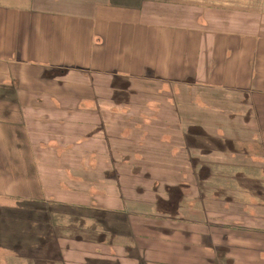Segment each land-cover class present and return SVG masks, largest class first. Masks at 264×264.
I'll list each match as a JSON object with an SVG mask.
<instances>
[{
	"label": "crops",
	"instance_id": "1",
	"mask_svg": "<svg viewBox=\"0 0 264 264\" xmlns=\"http://www.w3.org/2000/svg\"><path fill=\"white\" fill-rule=\"evenodd\" d=\"M108 77L248 93L245 96L254 104V119L264 139V114L258 113L260 108L264 112V0H136L126 6L98 0H10L9 4L0 0L1 87L9 92L27 90L45 105L57 103L59 113L63 108L71 110L32 118L33 114H19L16 120L0 114V184L16 181V173L23 175L24 168L28 180L21 188L32 191V197L41 190L49 193L47 201L39 204L56 206L49 202L52 197L57 209L72 208L74 199L82 195L47 190L48 182L41 180L44 175L38 168L52 139L63 149V144L79 145L76 140L83 130L96 129L88 118L97 114L74 112L83 97L100 103L103 94L97 90ZM42 78L48 84L39 82ZM23 79L31 80L25 83L27 89L16 86ZM45 97L50 99L39 100ZM3 121H17L16 128L28 129L32 140L24 138L19 148V133L3 134ZM62 135L70 141L60 143ZM241 158L247 162L245 167L254 168L249 158ZM13 192L12 187L4 190L6 197ZM115 206L94 202L82 207L89 209L90 218L99 210L121 216H117L123 220L121 227L105 230L103 238L98 237L97 227L72 231L65 222L66 228L59 226L56 262L264 264V214L251 218L247 226L236 221L225 224L220 208L210 223L206 218V222L176 224V218L167 217L171 221L157 224L135 219L146 214L142 208L129 211L122 204ZM239 214L235 218L241 219ZM52 258L44 259L50 264Z\"/></svg>",
	"mask_w": 264,
	"mask_h": 264
},
{
	"label": "rangeland",
	"instance_id": "2",
	"mask_svg": "<svg viewBox=\"0 0 264 264\" xmlns=\"http://www.w3.org/2000/svg\"><path fill=\"white\" fill-rule=\"evenodd\" d=\"M3 1L7 4L10 2ZM98 2L126 6L135 3L136 0ZM55 74L60 76L57 72ZM27 80L31 81L18 80L16 86L27 89L25 85ZM47 80L42 78L39 82L48 84ZM102 84L104 86H99L97 90L99 95L103 94L100 103L95 104L91 99L83 97L84 100L78 104L74 112L97 114L91 119L94 125L101 116L106 118L104 126L97 125V134H93L94 139L84 141L83 144L89 143L98 148L100 140L96 139L101 135L106 141L114 138L109 134L111 128L107 127V123L115 120L120 124L123 122V127L119 130L122 134L119 137L124 135L128 140L122 142V139L116 136L119 142L113 143L115 150H111V155L117 160L118 165L113 168V175L108 174L112 167L101 165L102 160L108 157L96 158L98 167L94 166V169H98L99 173L104 171L105 175L92 176L91 182H97L98 187L96 189L92 184V188H89L92 195L96 190L97 198L92 199V202H96L98 206L117 207L116 198L107 199L114 197L110 194V187L118 189L125 196L134 187L140 189L136 196L140 199L131 200L129 211H132V208L141 210V206L144 207L143 211L146 214L141 215L143 218L139 216L142 220L135 218L141 223L161 224L171 221L169 217L176 218V224H194L201 220L206 222V218L210 219V223L215 219L212 216H217L215 213L220 208L223 213V218L220 219H224L225 224L231 225L236 221L247 226L251 218L254 220L264 214V139L257 128L254 104L250 103L248 93H245L247 94L245 96L243 92L230 88L195 87L170 82L162 84L157 80L142 82L124 77L112 79L108 77ZM0 89V114L10 116L14 120L19 114H33L32 118L34 114L71 112L63 108L59 113L57 111L59 104L45 105L41 101L37 102L34 96L27 94L29 93L27 90L9 92L6 86ZM45 99L50 98L39 100ZM13 101L17 104H13ZM258 113L264 114L261 108ZM17 121L13 124L3 121L1 130L3 134L16 130L17 134L19 133L16 140L19 141L17 142L20 148L24 143L23 139L31 141L32 135L31 132L28 134L26 128H16ZM129 139L140 140V145H135ZM226 139L233 142L225 141ZM127 142L131 147L138 146L139 149L138 155L132 156L139 161L131 160L127 163L128 166L121 156L122 151H127L125 146ZM48 144L46 156L60 163L65 152L53 142V139ZM147 152L151 155L149 159ZM21 153L18 150V155ZM102 153L108 155L110 151ZM240 156L245 160L249 158L254 168L245 167L247 162ZM65 157L72 160L73 153H66ZM182 157L184 160L179 159ZM161 159L186 162L187 167L178 168L175 174L185 173L184 180L172 183L171 178L166 177L168 173L160 171ZM43 160L44 164L48 163L46 159ZM21 172L23 175L16 173V181L0 184L3 189L0 191V264H49L48 259H44L48 255L50 258L53 257L50 264H58L54 246L58 240L59 226L71 227L72 231L79 227L81 229L97 227L99 238L104 237L102 234L105 230L121 227L123 220L119 219L121 217L119 215L99 210L94 211L90 218L87 215L89 209L79 205L76 207H80L81 210H73L75 205L72 208L66 206L57 209V205L39 204L47 201L49 193L41 190L32 197V191L26 192L21 188L27 185L25 182L28 180L24 175V168ZM69 174L71 175L70 172ZM58 176L47 170L41 180L51 182ZM169 186L173 188L172 191L165 192L163 187L169 190ZM9 187L14 189L12 197H6L4 193ZM107 192L109 196H106ZM82 202L88 203V200L82 199ZM10 205L12 206L9 207ZM237 214L241 219L235 218ZM155 215H160L164 219L154 220ZM133 217L131 222L136 221Z\"/></svg>",
	"mask_w": 264,
	"mask_h": 264
},
{
	"label": "trees",
	"instance_id": "3",
	"mask_svg": "<svg viewBox=\"0 0 264 264\" xmlns=\"http://www.w3.org/2000/svg\"><path fill=\"white\" fill-rule=\"evenodd\" d=\"M88 119H89V125H91V127H95L96 129L92 130L91 132L85 131L84 133H81L80 134L81 136L78 137L76 140L80 143L79 145L69 146L67 144H63L64 145L63 151L65 153L63 155V160L60 163L58 161L57 162L52 161L50 156L45 155L43 158L46 159L48 163L44 164L43 162H41V166L38 168V172L42 175H44V173L47 170L59 175L58 178H56V179L54 178L53 181L47 183V188H46L47 190L62 191L64 193L74 194V195H79V196L82 195V198L77 197L75 199L77 201L74 200L79 206H80L79 203H81L82 204L81 207H83L85 204V202L84 203L82 202V199H87L88 203L94 204V202H92L91 200L97 198L96 196L94 198H90V195H89V188H92L91 187L92 184H94V186H93L94 188L98 189V187L96 185L97 182L96 183L91 182L92 176L98 177L99 174L102 176L105 175L104 171L99 173L98 169H96V168L94 169V166L98 167V163H97V159H96L97 157H108V158H110V159H108V158L103 159L102 160L103 162L101 165H103L104 167H107V166L112 167L111 170L108 171V174L113 175V168L116 167L118 164H117V160L112 158L111 150H115L113 143L119 142L117 140L116 136L119 137V135L122 134V132L119 133V130L123 127V122L120 124V122L116 121V120H115L116 122L113 121L111 123H107L108 124L107 127L111 128V130H109V134L111 136H113L114 138H110L108 141H106L104 136L101 135L99 139H96V140H100V144L97 148V146H91L89 143L83 144V142L89 141V139H94L93 134L94 133L97 134V127L99 125H103V123H106V118H105V116H101V119L96 120L95 126H93L94 122H91V119H93V117L88 118ZM165 134H163V135H165ZM76 135H78V134H76ZM65 137L66 136H63V135L60 136L59 142L60 143H68L70 140L66 139ZM120 139H122V142H126V140H128L126 138V136H124V135L121 136ZM129 141L134 143L135 145L140 143V140H137V139H135V140L129 139ZM225 141H232L233 142V140H228V139H226ZM125 146H126L127 151L121 152L123 154V155L121 154V156L123 157V162H126L125 165L128 166L127 163H129L131 160L138 162L139 160H135L132 158V156L138 155V153H137L139 151V149L137 148L138 146L131 147L129 142L125 143ZM130 148H132L134 151H131ZM107 150L110 151V153L108 155H105L104 153H102V152H105ZM66 153H68V154L73 153L72 160H69L65 157ZM169 155L171 156L170 153H169ZM150 156L151 155L147 152L148 159L151 158ZM179 159L184 160L183 157L179 158ZM161 160H162V164L163 163H165V164L162 165L161 162L159 163V166L161 167L160 171H162V173H163V171H165V173H168V176H166V177L168 179L171 178L172 183H178V181L184 180L185 173L177 174V175H175V174H176V170L178 168L187 167L186 162L180 163L178 161H171V160H164V159H161ZM88 161H90L92 164L90 165L89 163H87ZM148 163L149 162H145V164H148ZM152 163H155V162H152ZM43 164H44V167H43ZM82 168L84 170H82ZM69 172L71 173V175L70 174L68 175ZM94 179L95 178L93 177V181H94ZM156 181H158V179H156ZM160 182H161V184H163L161 179H160ZM103 189L105 190V187H103ZM163 189L165 190V192H167L170 190L172 191L173 188L171 189V187L169 186V190L164 188V187H163ZM94 191L96 193V190H94ZM109 191L111 192L110 194L112 196H114V198H116V200L118 201L117 205L122 204L127 209L131 208L130 202L133 198L140 199L139 197H136L137 191H140V189H138V188L133 187V189L131 191H129L127 196H125L124 194L119 192L118 189H114L113 187H110ZM108 193L109 192L106 193V196H109ZM117 193H118V195H116ZM51 199L53 200L52 197H51ZM107 199H109V198H107ZM74 201H73V203L75 204V206H77ZM49 202L54 203L55 205H58L57 200H55V201L50 200ZM137 206H139V205H137ZM141 208L144 209V207H142V206H141ZM132 209H134V208H132Z\"/></svg>",
	"mask_w": 264,
	"mask_h": 264
}]
</instances>
